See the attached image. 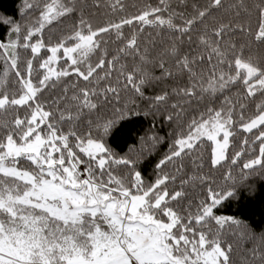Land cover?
I'll return each mask as SVG.
<instances>
[{
    "label": "snow or ice",
    "instance_id": "snow-or-ice-1",
    "mask_svg": "<svg viewBox=\"0 0 264 264\" xmlns=\"http://www.w3.org/2000/svg\"><path fill=\"white\" fill-rule=\"evenodd\" d=\"M230 205L264 214V0L0 11V264H264Z\"/></svg>",
    "mask_w": 264,
    "mask_h": 264
},
{
    "label": "trees",
    "instance_id": "trees-1",
    "mask_svg": "<svg viewBox=\"0 0 264 264\" xmlns=\"http://www.w3.org/2000/svg\"><path fill=\"white\" fill-rule=\"evenodd\" d=\"M20 2L21 0H0V11L7 10L8 13L11 14L17 7H19ZM225 211L235 215H242V217L245 220H249V222L252 223L254 227L264 225V214H262V210L259 208V206H257L254 211H249L244 208L237 210L234 205H230L225 209Z\"/></svg>",
    "mask_w": 264,
    "mask_h": 264
}]
</instances>
